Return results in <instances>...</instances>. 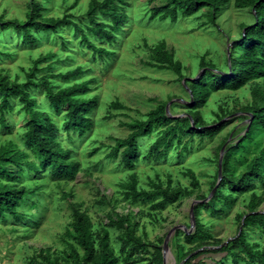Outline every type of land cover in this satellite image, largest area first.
I'll return each mask as SVG.
<instances>
[{"label": "rangeland", "instance_id": "rangeland-1", "mask_svg": "<svg viewBox=\"0 0 264 264\" xmlns=\"http://www.w3.org/2000/svg\"><path fill=\"white\" fill-rule=\"evenodd\" d=\"M90 1L0 0V25L8 26L0 27V77L12 83H24L28 69L40 59L37 67L41 71L35 74V82L45 76L54 90L89 82L90 91L78 97L96 98L98 102L90 115L91 129L78 136L64 130L66 106L53 109L47 102L42 83L30 88L35 109L47 115L54 125V144L69 149L70 158L78 162L79 168L71 178L59 179L48 170L34 172L24 164L18 168L8 166L13 174L11 183L31 192L18 209L24 214L22 221L15 222L6 211L4 218L0 216V264H46L44 256H49L52 264H75L68 255L74 248L80 255L82 251L74 240L65 236L67 230L73 233L75 208L90 221L96 256L105 251L116 258L114 264H162L166 234L178 226L190 228L191 203L207 198L217 183L221 148L225 146L222 178V164L227 156L228 172L236 177L246 171L248 162L264 145L262 128L243 141L242 147L233 150L242 141L249 124L251 114L247 108L253 101L251 91L263 88L261 80H254L236 91L208 85L210 94L193 112H198L207 125H222L212 137L200 139L193 135L190 138L186 133L181 136L180 145L174 142L165 157L157 159L154 155L147 156L157 137L153 131L137 141L138 159L132 168L123 164L120 153L115 159L110 157L114 139L125 138L128 134L122 124L146 119L147 113L159 104L166 105L172 118L189 117L194 126L188 114L192 109V95L185 81L196 80L209 71L200 66L202 60L207 66L230 73L233 70L231 56L235 59L240 54L233 50V44L243 33L240 24L253 22V15L249 8L236 9L230 0L216 11L202 7L194 15H178L172 21L162 17L163 12L153 15L154 9L167 0H124L117 12L126 18L120 22L114 43L108 45L99 34L87 29L94 28L86 15ZM35 3L37 10H34ZM28 12L37 22L46 18L65 19L80 30L71 24L53 30L32 28L29 31L31 39L25 40L17 24L26 21ZM95 15L98 23L110 22L106 16L97 12ZM83 35L95 45L112 50L113 55L97 57L83 41ZM160 42L165 44L174 61L181 64L182 77L171 69L153 65L152 49ZM51 63L52 67L47 68ZM76 67L81 68L79 75L69 80L59 77ZM9 102L11 109L0 114V145L10 140L17 150L30 153L23 142V131L30 116L18 100L10 98ZM112 102L120 103L123 108H112ZM184 143L187 147L181 151ZM163 149V145L159 147ZM26 160L39 164L31 155ZM187 172L194 175L197 188ZM134 176L138 191L151 192L159 183L170 191L183 189L186 194L163 206L157 205L161 197L152 201L134 200L128 195L130 179ZM222 190L228 191L225 186ZM251 191L259 198L255 210L264 213V189L258 185L247 192L230 191L234 203L231 207L218 206V211L225 210L221 216L199 208L195 218L201 226L195 239L187 238L195 231V225L190 233L180 228L170 233L169 261L184 264L192 254L205 248L217 249L218 244L231 241L240 229L246 233L247 242L264 247V230L258 223L242 225ZM104 234L107 240L103 245ZM201 258L197 264H214L210 255ZM194 262L192 259L190 264ZM89 264L94 263L90 261ZM220 264L234 263L226 258Z\"/></svg>", "mask_w": 264, "mask_h": 264}, {"label": "trees", "instance_id": "trees-1", "mask_svg": "<svg viewBox=\"0 0 264 264\" xmlns=\"http://www.w3.org/2000/svg\"><path fill=\"white\" fill-rule=\"evenodd\" d=\"M124 0H91L88 4L86 15L89 21L94 25V28H87L92 32L99 34L104 38L108 45L113 44L115 41V34L120 28V22L126 17L117 12L118 5H121ZM230 0H167L161 7L155 8L153 15L163 12L162 17H169L170 20L175 21L178 15L191 16L197 13L202 7H207L209 10L216 11L220 6L229 3ZM34 10H37V3L33 4ZM233 6L236 9L249 8L252 11L253 22L250 24H240L243 28L242 36L233 44V50L239 51L240 54L237 58L231 56V72H222L213 65L207 66L202 62L200 66L207 68L209 71L203 72L196 80H187L185 83L191 91L192 102L190 107L191 111L188 112L193 120L194 126L191 124L189 117L183 119L172 118L166 112V105L159 104L153 110L147 113L146 119L134 120L129 123H124L128 129V134L125 138L114 139L115 145L109 154L110 157L115 159L120 153L121 160L126 167L132 168L138 159V145L137 141L153 131L156 132V139L150 146L147 156L149 158H164L167 150L176 142V146L181 143V136L189 133L192 136H198L200 139L204 137H212L215 132L222 128V125L217 127L207 125L198 115V112H193L199 105L202 104L205 97L210 94L209 86L217 89H227L230 91L239 90L245 84L254 80H261L263 88H257L251 91L252 103L247 108L248 113L251 114V121L248 124L247 130L242 137V141L236 144L233 150L242 147V142L248 140L252 134L258 129H264V0H233ZM106 16L110 19L108 24H101L96 22V15ZM0 24H2V17L0 16ZM73 25L75 29L80 30L78 26L71 23L69 20L46 18L41 22L28 12L26 14V21L17 24L22 28L23 39H31L29 31L32 28L39 29H55L60 25ZM0 27L8 28V26L0 25ZM13 31V30H12ZM10 33V32H6ZM87 47L97 57L109 58L113 55L112 50L105 47L97 46L93 42L88 41L86 37L82 36ZM31 41V40H30ZM1 54V53H0ZM152 56L154 66L159 69H171L176 75H181L182 66L179 62L174 61L173 56L165 49L163 42L158 43L152 49ZM47 58V57H46ZM40 59L36 60L32 67L26 73L27 80L23 83H12L4 77H0V114L11 109L9 99L18 100L23 104L24 111L30 116V120L25 124L23 131V142L30 153H25L22 150H17L18 147L12 141L4 142L0 145V216L4 218L3 213H6L15 221L20 222L24 218V214L18 209L21 207V202L31 191L27 188L14 186L11 181L13 174L9 171L8 166L20 167L26 165L32 171L48 170L50 175L59 179L71 178L79 168L76 160L70 158V150L62 148L59 144H54L52 139L54 125L48 120L47 115L43 112L36 110V102L30 96V88L37 87L39 83L43 84V90L47 102L53 109L59 110L61 106H66L64 130L66 133L72 132L78 136L88 132L92 127V119L90 115L97 107L98 102L96 98L84 99L78 96H84L89 92V82L81 84H73L66 88L54 90V88L47 82L45 76H41L38 82H35V74L41 70L38 69ZM52 63L47 65L50 69ZM81 68L76 67L74 70H68L64 74H59L61 79L69 80L81 73ZM112 108H123L118 102L111 103ZM214 124V123H213ZM163 145V150L159 147ZM187 144L184 143L180 146V150L186 149ZM29 155L39 160L36 165L30 160ZM26 158V159H25ZM228 156L222 164V178L219 185L211 198L206 203H201L199 206H194V218L198 215L199 210L203 208L208 213H217L222 215L223 208L231 207L234 203L233 194L231 192L250 191L258 185L264 189V145L259 152L254 155L246 165V171L238 176L230 175L228 172ZM188 176L192 179L193 186L198 187V182L195 180L191 172H187ZM1 179H6L2 182ZM129 196L134 200L143 199L152 201L161 197L157 203L163 206L169 201L178 199L184 193L183 189L170 191L168 187H163L159 183L155 184L153 191H138L136 188L135 176L130 179ZM223 186L226 187L227 192L222 190ZM249 201L247 204V213L244 215L242 225L247 226L254 221L264 230V213L255 210V206L259 198L254 192H250ZM204 200L205 198H201ZM201 200V201H202ZM218 206L223 207L218 211ZM200 208V209H199ZM122 224V222H121ZM200 224L195 218V231L193 234L187 236L188 239H195L200 231ZM91 224L88 218L80 213L76 208L73 209V223L71 233L69 230L65 232V236L75 241L76 245L81 249L82 254L74 248L72 253L67 258L74 260L75 264H89L92 261L94 264H114L116 258L112 253L103 251L104 244L107 240V235L102 239L103 252L95 255V245L91 233ZM130 237V236H129ZM217 249H204L195 254H192L184 264H190L192 259H195V264L201 261V257L210 255L214 264H220L226 258L234 264H264V247L258 244H250L246 240V233L240 229L238 235L226 244H218ZM107 251V250H106ZM216 257H213V256ZM46 264H52L49 256H44Z\"/></svg>", "mask_w": 264, "mask_h": 264}, {"label": "water", "instance_id": "water-1", "mask_svg": "<svg viewBox=\"0 0 264 264\" xmlns=\"http://www.w3.org/2000/svg\"><path fill=\"white\" fill-rule=\"evenodd\" d=\"M166 112H167V108H165ZM251 121V117L249 119V122ZM225 146H223L221 148V152H220V155H219V170H218V180H217V183L215 184V186L213 187L212 191L210 192V195L205 198L204 200L202 201H198V200H195L191 203L190 205V218H191V226L190 228H185L184 226H178V227H175L173 228L171 231H169L167 234H166V237L164 239V242H163V246H162V264H167V260L168 258L170 257V251H169V245H168V241L170 239V233L176 229H183L185 232H188L190 233L189 231L194 227L195 225V221H194V214H193V210H194V206L197 204V203H206L210 198L211 196L213 195L214 191L216 190L219 182H220V179H221V161H222V152H223V149H224ZM240 231V230H239Z\"/></svg>", "mask_w": 264, "mask_h": 264}, {"label": "bare ground", "instance_id": "bare-ground-1", "mask_svg": "<svg viewBox=\"0 0 264 264\" xmlns=\"http://www.w3.org/2000/svg\"><path fill=\"white\" fill-rule=\"evenodd\" d=\"M172 259V258H171ZM170 257L168 258V260H167V264H172L170 261Z\"/></svg>", "mask_w": 264, "mask_h": 264}]
</instances>
